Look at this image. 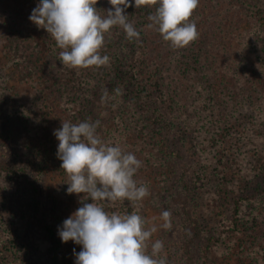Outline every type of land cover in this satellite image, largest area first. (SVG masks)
<instances>
[{
  "label": "rangeland",
  "instance_id": "obj_1",
  "mask_svg": "<svg viewBox=\"0 0 264 264\" xmlns=\"http://www.w3.org/2000/svg\"><path fill=\"white\" fill-rule=\"evenodd\" d=\"M39 2L0 0V161L38 181L47 220L61 228L85 195L67 193L54 130L90 118L100 121L102 139L142 161L135 179L150 195L139 211L156 226L151 242H164L167 264H187L182 245L194 220L204 237L225 232L205 262L201 242L192 245L195 264H264V194L242 206L239 234L210 219L208 203L225 187H264L257 170L264 158V0H199L191 17L199 37L178 50L148 26L156 6L135 8L130 0L125 11L139 39L113 27L101 51L110 63L81 69L63 67L54 39L30 21ZM96 7L106 15L111 5L97 0ZM12 35L39 51L30 76L7 55ZM135 57L147 108L123 83V65ZM30 196L23 178L0 172V264H49V247L22 206ZM122 207L123 201L105 204L108 212L127 213ZM164 210L172 213L170 230L160 227ZM74 249L82 246L62 242L66 264H75Z\"/></svg>",
  "mask_w": 264,
  "mask_h": 264
},
{
  "label": "clouds",
  "instance_id": "obj_2",
  "mask_svg": "<svg viewBox=\"0 0 264 264\" xmlns=\"http://www.w3.org/2000/svg\"><path fill=\"white\" fill-rule=\"evenodd\" d=\"M108 3L111 8L101 15L97 0H40L29 19L54 39L63 67L105 66L110 57L101 51L113 27L122 28L129 41L140 36L125 11L133 6L130 0ZM152 5L156 7L148 17V26L155 28L174 50L198 39L196 22L191 17L199 0H134L135 8ZM99 127V120L89 118L77 123L62 121V126L54 130L59 141L57 158L67 176V193L85 194L80 200L82 206L63 221L58 235L64 243L71 240L82 246L79 253L73 250L75 264H167L164 242H151L156 226L149 227L139 211L150 195L148 186L135 179L142 161L120 144L102 139ZM89 198L91 203L86 202ZM125 200L136 210H105L106 203ZM171 217L170 210L162 211L160 227L170 230Z\"/></svg>",
  "mask_w": 264,
  "mask_h": 264
},
{
  "label": "trees",
  "instance_id": "obj_3",
  "mask_svg": "<svg viewBox=\"0 0 264 264\" xmlns=\"http://www.w3.org/2000/svg\"><path fill=\"white\" fill-rule=\"evenodd\" d=\"M27 39V38H26ZM26 40H23V35L16 36L12 35L6 49L8 51L7 55L10 59L16 60L20 63L21 68L25 75L30 76L31 69L34 70L36 67L37 60L39 59V51L36 49H31V47L26 44ZM140 52V50L138 51ZM133 57V56H132ZM131 57V58H132ZM132 62L128 65H123L122 74L124 75V85L128 87V90L133 94L137 93V100L147 108V105L142 100V90L141 81H138L136 64L140 61L139 57L131 59ZM135 63V64H134ZM131 87L133 89H131ZM145 105V106H144ZM257 170L260 175H264V158L257 161ZM0 172L5 175L19 176L23 178L26 182V187L31 193V196L26 200L22 206L25 208L26 213L30 216L33 226H35L38 231L42 234L45 242L49 247V264H66L65 260L61 258V248L62 241L58 235V229L54 224L49 222L46 215L42 212V200L40 197V191L38 186V181L29 180L27 178L26 172L23 169L15 167L4 161H0ZM264 194V187H256L253 192H237L233 189L224 188V191H216L208 202L210 204V219H213L215 223H225L228 224L227 228L224 229L229 234H239L241 230V209L242 206L247 202H253L257 200L259 195ZM125 207H122V212L128 209L127 213L135 211L131 202L125 200ZM227 212L228 220L224 219L223 213ZM215 233H209V235L203 236L201 224L197 221H193L192 232L189 235V239L186 244L182 245V250L186 256L187 264H195V257L191 252V247L194 243L201 242V256L204 262L207 261L219 245L223 244L225 239H223L222 233L217 229Z\"/></svg>",
  "mask_w": 264,
  "mask_h": 264
}]
</instances>
